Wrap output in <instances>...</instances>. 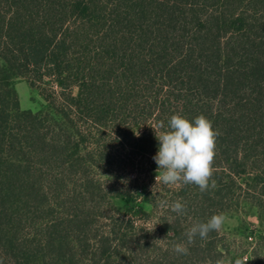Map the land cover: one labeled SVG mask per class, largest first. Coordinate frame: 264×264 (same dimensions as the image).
Masks as SVG:
<instances>
[{
	"label": "trees",
	"instance_id": "1",
	"mask_svg": "<svg viewBox=\"0 0 264 264\" xmlns=\"http://www.w3.org/2000/svg\"><path fill=\"white\" fill-rule=\"evenodd\" d=\"M174 114L219 131L214 188L156 185ZM243 198L264 264V0H0V264H236L221 230L173 246Z\"/></svg>",
	"mask_w": 264,
	"mask_h": 264
},
{
	"label": "clouds",
	"instance_id": "2",
	"mask_svg": "<svg viewBox=\"0 0 264 264\" xmlns=\"http://www.w3.org/2000/svg\"><path fill=\"white\" fill-rule=\"evenodd\" d=\"M151 127L159 142L158 151L153 156L158 165L156 185L163 183L169 187H179L194 184L201 192L215 187V180L212 178L213 165L220 133L213 127L210 119L203 114L194 119L174 114L170 117L167 127L163 122ZM170 209L177 215H184L187 212V205L176 200L171 203ZM168 222L171 224V219ZM224 222L223 214H214L206 222L192 224L184 233L187 244L176 243L173 251L177 255H187L189 253L187 245L194 244L197 236L201 240L206 239L210 232H219ZM216 264H225V261L221 258Z\"/></svg>",
	"mask_w": 264,
	"mask_h": 264
},
{
	"label": "rangeland",
	"instance_id": "3",
	"mask_svg": "<svg viewBox=\"0 0 264 264\" xmlns=\"http://www.w3.org/2000/svg\"><path fill=\"white\" fill-rule=\"evenodd\" d=\"M13 83L23 109L39 111L47 108L48 102L41 94L40 89L33 87L26 77L14 76ZM45 85L59 89L56 86V82L51 79H47ZM134 175L132 174L131 178ZM130 183L135 185L133 180H130ZM145 207L150 209L148 202L145 203ZM223 216L225 217V222L221 229L223 234L222 243L225 246H231L230 257L235 259L236 264L237 262L239 264L241 262L249 264L251 260L250 250L255 245L259 232L262 231L258 207L251 200L243 198L238 207L224 213Z\"/></svg>",
	"mask_w": 264,
	"mask_h": 264
}]
</instances>
